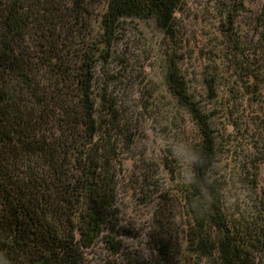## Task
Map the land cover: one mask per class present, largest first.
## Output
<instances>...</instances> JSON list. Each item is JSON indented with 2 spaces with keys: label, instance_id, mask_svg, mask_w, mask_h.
Masks as SVG:
<instances>
[{
  "label": "trees",
  "instance_id": "16d2710c",
  "mask_svg": "<svg viewBox=\"0 0 264 264\" xmlns=\"http://www.w3.org/2000/svg\"><path fill=\"white\" fill-rule=\"evenodd\" d=\"M86 1L0 0V264H87L86 249L101 237H106L112 252L120 251L107 220L117 200L116 170L122 151H132L135 133L114 95L115 77L108 75L97 89L95 63L67 69L62 63V54L78 48L85 35ZM223 1L220 28L231 34L228 52L244 75L241 89L257 93L253 101L264 104L260 92L264 73L244 50L239 33L244 0ZM184 3L128 0L109 8L101 21V58L110 57V46L127 17L153 18L167 39L178 40L177 12ZM260 23L264 43V16ZM55 59L61 75L78 82L80 111L68 105L56 109L48 97V102L44 99L43 77L53 70ZM171 72L167 82L201 133L193 146L194 180L181 192L187 223L179 240L165 194V205L156 211L154 256L130 264H262L264 213L257 205L251 210L255 212L228 210L223 193L227 180L213 174L218 146L210 113L192 98L184 77ZM72 114H80L88 142L95 146L84 157L81 173L67 164L58 148H49L58 131L61 142L67 139L71 132L67 117ZM151 186H156L153 180ZM260 205L264 208V202Z\"/></svg>",
  "mask_w": 264,
  "mask_h": 264
},
{
  "label": "rangeland",
  "instance_id": "374dc122",
  "mask_svg": "<svg viewBox=\"0 0 264 264\" xmlns=\"http://www.w3.org/2000/svg\"><path fill=\"white\" fill-rule=\"evenodd\" d=\"M127 1L87 0L89 24L85 35L78 48L62 54L65 69L81 67L86 61L95 63L97 89L108 75L115 77L114 95L126 110L135 133L132 151H122L121 165L116 170L117 200L107 220L120 251L112 252L106 237H101L86 249L87 264H130L153 258L152 234L159 224L156 211L165 205L166 197L174 234L181 240L188 218L181 192L194 180L193 146L200 142L201 133L167 82L171 70L184 77L192 98L210 113L218 146L213 174L227 180L223 193L228 210L255 212L251 210L257 205L264 213L260 205L264 202V104L253 101L257 93L241 89L244 75L233 66L228 52L231 34L220 28V0H185L177 12L181 36L175 41L167 39L153 18H123L105 61L101 58L102 17L109 8ZM244 4L246 11L238 20L243 47L261 67L259 72L264 73L259 26L264 0H244ZM57 64L55 59L53 70H47L43 77L44 99L48 102L49 98L56 109L68 105L80 111L78 82L61 75ZM260 92L264 99V90ZM79 115L67 117L71 127L67 139L61 142L58 131L49 148H58L67 164L75 170L80 168L81 173L84 157L93 153L95 146L88 142ZM151 180L156 186H151Z\"/></svg>",
  "mask_w": 264,
  "mask_h": 264
}]
</instances>
